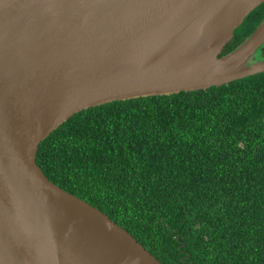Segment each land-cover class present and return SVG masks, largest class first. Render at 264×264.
<instances>
[{"label":"water","instance_id":"1","mask_svg":"<svg viewBox=\"0 0 264 264\" xmlns=\"http://www.w3.org/2000/svg\"><path fill=\"white\" fill-rule=\"evenodd\" d=\"M264 0H0V264H162L125 229L50 182L40 143L117 101L207 90L264 73Z\"/></svg>","mask_w":264,"mask_h":264},{"label":"trees","instance_id":"2","mask_svg":"<svg viewBox=\"0 0 264 264\" xmlns=\"http://www.w3.org/2000/svg\"><path fill=\"white\" fill-rule=\"evenodd\" d=\"M263 18L264 4L221 56ZM36 164L162 264H264V73L81 111L40 143Z\"/></svg>","mask_w":264,"mask_h":264},{"label":"flooded vegetation","instance_id":"3","mask_svg":"<svg viewBox=\"0 0 264 264\" xmlns=\"http://www.w3.org/2000/svg\"><path fill=\"white\" fill-rule=\"evenodd\" d=\"M253 61H260L259 59L254 58Z\"/></svg>","mask_w":264,"mask_h":264},{"label":"rangeland","instance_id":"4","mask_svg":"<svg viewBox=\"0 0 264 264\" xmlns=\"http://www.w3.org/2000/svg\"><path fill=\"white\" fill-rule=\"evenodd\" d=\"M259 52V51H258ZM255 56H256V54H255ZM255 56L253 57V59L255 58Z\"/></svg>","mask_w":264,"mask_h":264}]
</instances>
